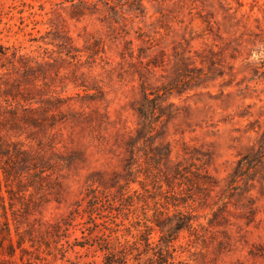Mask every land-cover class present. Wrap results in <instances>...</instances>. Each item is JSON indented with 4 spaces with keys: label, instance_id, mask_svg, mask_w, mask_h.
Masks as SVG:
<instances>
[{
    "label": "rangeland",
    "instance_id": "1",
    "mask_svg": "<svg viewBox=\"0 0 264 264\" xmlns=\"http://www.w3.org/2000/svg\"><path fill=\"white\" fill-rule=\"evenodd\" d=\"M0 82V262L264 264V0H0Z\"/></svg>",
    "mask_w": 264,
    "mask_h": 264
},
{
    "label": "trees",
    "instance_id": "2",
    "mask_svg": "<svg viewBox=\"0 0 264 264\" xmlns=\"http://www.w3.org/2000/svg\"><path fill=\"white\" fill-rule=\"evenodd\" d=\"M1 84H3L2 82H0V109L1 108H4L2 105H3V103H5V104H9V102H8V99H7V97H10V99L12 100V102L14 103V105H19V106H21V104L19 103V101L18 100H16V98L15 97H13V96H11V95H8V94H6L5 92H4V88L2 89L1 88ZM4 99V100H3ZM144 100L145 101H147V98H146V96H145V98H144ZM9 107L11 106L10 104L8 105ZM6 109V108H5ZM141 110H143V108L141 109ZM141 110H139V113H140V111ZM6 110H2V112L0 113V117H1V115H3L4 116V114H8V116L10 117V118H13V119H16V118H18V109L17 110H8V111H6ZM22 112V111H21ZM144 116V115H143ZM17 146H19V143H14V144H6L5 142H4V140L0 137V191H1V187H2V184H3V182L5 183L6 181H7V179L9 178V177H15V178H18V177H20V175H21V177H22V174H19V173H16L15 171H14V169L12 168V165L14 164V162L16 161V159H17V161L18 160H20L21 158H22V156H23V154H25V151H22V152H20V149H18L17 148ZM7 148L9 149V150H7ZM10 152L11 151V153L12 154H9L8 152ZM169 154H170V151L168 150V152L166 151V152H164V154H162V156L163 155H166V156H169ZM132 160H134V156H132ZM13 169V170H12ZM177 170L176 171H180V167H177L176 168ZM38 172H40V173H42L41 171H38ZM11 173H13V174H11ZM2 177V178H1ZM20 183V182H19ZM94 183L95 182H93L90 186H89V188H88V192H89V196H90V200H89V202H92V203H94V205H93V207H96V205H98L99 203H101L100 201L102 200H104V199H106L107 197H106V195H105V193L103 192V191H100L98 188H99V182H97L96 184H97V186H95L94 187ZM127 185H128V183H126V187H127ZM120 189H122V188H120ZM92 207V206H91ZM1 209H2V211L4 212V214H2V215H5V208H4V206H2L1 207ZM178 220H181L180 218H178ZM180 223H177L176 224V227L174 228V230H176L177 232L180 230V229H182V227L179 225ZM1 229H3V228H1ZM4 230L6 231V233H8V235H10V231H9V228H8V226L6 227V228H4ZM149 235V233H147V236ZM147 241V240H146ZM170 241H166L165 242V244L166 243H169ZM19 244V243H18ZM147 245H149V244H147ZM13 250H14V248L11 246V247H9V253H8V256L9 257H12L13 256ZM1 264H5V261H1L0 262Z\"/></svg>",
    "mask_w": 264,
    "mask_h": 264
}]
</instances>
